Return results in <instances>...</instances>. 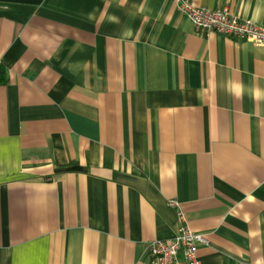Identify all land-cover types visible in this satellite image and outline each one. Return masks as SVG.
<instances>
[{"label": "crops", "instance_id": "obj_1", "mask_svg": "<svg viewBox=\"0 0 264 264\" xmlns=\"http://www.w3.org/2000/svg\"><path fill=\"white\" fill-rule=\"evenodd\" d=\"M176 5L0 0V264H150L180 214L200 264H264V44Z\"/></svg>", "mask_w": 264, "mask_h": 264}, {"label": "built area", "instance_id": "obj_2", "mask_svg": "<svg viewBox=\"0 0 264 264\" xmlns=\"http://www.w3.org/2000/svg\"><path fill=\"white\" fill-rule=\"evenodd\" d=\"M176 8L192 23L197 32H215L235 40H245L254 45L264 44V27L251 20L233 15L227 8L210 9L194 6L188 0H176ZM170 207H178L176 200H169ZM179 215L176 234L169 240L149 242L147 252L150 264H200L198 249L209 243L205 233L189 228Z\"/></svg>", "mask_w": 264, "mask_h": 264}, {"label": "trees", "instance_id": "obj_3", "mask_svg": "<svg viewBox=\"0 0 264 264\" xmlns=\"http://www.w3.org/2000/svg\"><path fill=\"white\" fill-rule=\"evenodd\" d=\"M7 81L6 69L0 66V84H3Z\"/></svg>", "mask_w": 264, "mask_h": 264}]
</instances>
